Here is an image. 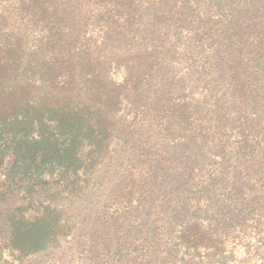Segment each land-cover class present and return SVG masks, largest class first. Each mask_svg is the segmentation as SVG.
<instances>
[{"label":"trees","instance_id":"trees-1","mask_svg":"<svg viewBox=\"0 0 264 264\" xmlns=\"http://www.w3.org/2000/svg\"><path fill=\"white\" fill-rule=\"evenodd\" d=\"M123 165L94 264H264V0H0V264L62 248Z\"/></svg>","mask_w":264,"mask_h":264},{"label":"rangeland","instance_id":"rangeland-1","mask_svg":"<svg viewBox=\"0 0 264 264\" xmlns=\"http://www.w3.org/2000/svg\"><path fill=\"white\" fill-rule=\"evenodd\" d=\"M109 166H104L100 171V180L102 181L100 187L99 197L95 198L93 204L80 212L77 217L75 235L64 243L62 248L50 249L43 253L30 258V264H94L97 261L102 262L104 256L113 250L121 241L122 235L128 232L126 227L127 222L124 218H119L112 225H99L98 213L101 207L113 198L120 196L126 187V179L124 175V165L120 167V172H115L113 175L105 176V171L110 169ZM115 176V177H114ZM106 177V180L103 179ZM177 182L169 183L168 186L160 190V194L168 193L165 198L167 208L181 209L184 201L183 196H176L171 194ZM155 188V186H154ZM153 188L148 185V193H152ZM156 195L151 194L150 200L154 201ZM174 197H177L176 200ZM175 202L173 203V201ZM187 202V201H186ZM17 197H11L7 202L0 207L3 209H10L17 204ZM170 205V206H169ZM77 216L78 212L75 211Z\"/></svg>","mask_w":264,"mask_h":264}]
</instances>
